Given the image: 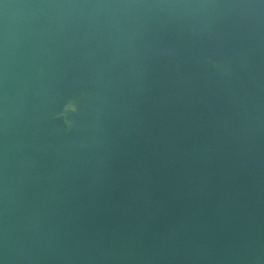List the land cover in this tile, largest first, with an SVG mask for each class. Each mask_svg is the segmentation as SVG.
Masks as SVG:
<instances>
[{"label":"water","instance_id":"water-1","mask_svg":"<svg viewBox=\"0 0 264 264\" xmlns=\"http://www.w3.org/2000/svg\"><path fill=\"white\" fill-rule=\"evenodd\" d=\"M0 264H264V0H0Z\"/></svg>","mask_w":264,"mask_h":264}]
</instances>
